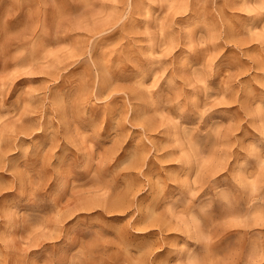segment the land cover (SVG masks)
<instances>
[{
  "label": "rangeland",
  "instance_id": "obj_1",
  "mask_svg": "<svg viewBox=\"0 0 264 264\" xmlns=\"http://www.w3.org/2000/svg\"><path fill=\"white\" fill-rule=\"evenodd\" d=\"M0 264H264V0H0Z\"/></svg>",
  "mask_w": 264,
  "mask_h": 264
}]
</instances>
